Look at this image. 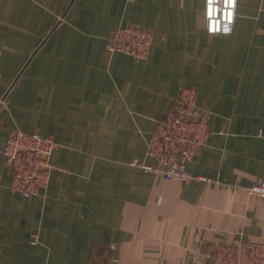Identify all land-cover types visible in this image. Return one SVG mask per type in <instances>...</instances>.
<instances>
[{"label":"crops","instance_id":"0c3cea01","mask_svg":"<svg viewBox=\"0 0 264 264\" xmlns=\"http://www.w3.org/2000/svg\"><path fill=\"white\" fill-rule=\"evenodd\" d=\"M205 0H0V264H212L237 236L264 241V0H237L232 32L206 29ZM150 28L145 59L107 48L115 28ZM211 112L168 180L147 144L182 87ZM53 136L48 188H10L13 129ZM219 178L221 183L214 179Z\"/></svg>","mask_w":264,"mask_h":264},{"label":"built area","instance_id":"2783aa9c","mask_svg":"<svg viewBox=\"0 0 264 264\" xmlns=\"http://www.w3.org/2000/svg\"><path fill=\"white\" fill-rule=\"evenodd\" d=\"M237 0H205L206 29L212 34L232 32L236 18ZM150 28L128 23L115 28L108 36L111 52H124L134 59H145L153 45ZM6 95L0 94V106ZM211 112L198 103L194 87L184 86L174 99L166 116L159 120L147 144V153L156 164L139 163L146 171L160 172L168 180L188 181L194 176L188 162L210 134ZM60 143L51 135L13 129L4 147L5 166L11 170L10 188L25 198L42 194L49 186L52 156ZM215 182L221 183L219 178ZM250 195L264 199V178L247 188ZM212 264H264V241L237 236L231 241H220L206 252Z\"/></svg>","mask_w":264,"mask_h":264}]
</instances>
